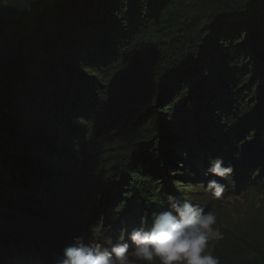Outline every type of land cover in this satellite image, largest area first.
Wrapping results in <instances>:
<instances>
[{"label":"trees","instance_id":"trees-1","mask_svg":"<svg viewBox=\"0 0 264 264\" xmlns=\"http://www.w3.org/2000/svg\"><path fill=\"white\" fill-rule=\"evenodd\" d=\"M213 179L264 195V0H0V264L110 248ZM214 227L219 264H264V211Z\"/></svg>","mask_w":264,"mask_h":264},{"label":"clouds","instance_id":"clouds-1","mask_svg":"<svg viewBox=\"0 0 264 264\" xmlns=\"http://www.w3.org/2000/svg\"><path fill=\"white\" fill-rule=\"evenodd\" d=\"M207 172L227 179L233 172L221 158L212 161ZM207 191L217 200L223 198L225 185L210 180ZM170 210L158 214L151 227L134 228L121 242L105 248L82 242L66 245L53 254L54 264H219L207 251L209 241L223 238L215 215L189 200L169 198Z\"/></svg>","mask_w":264,"mask_h":264},{"label":"rangeland","instance_id":"rangeland-1","mask_svg":"<svg viewBox=\"0 0 264 264\" xmlns=\"http://www.w3.org/2000/svg\"><path fill=\"white\" fill-rule=\"evenodd\" d=\"M194 203L202 206V208L208 212H212L216 217V224L219 221L223 223L236 224L242 219L249 217H260L264 211V195L258 196L249 194L247 196L232 195L226 197L224 200L214 199L213 204L211 200L203 199L201 196ZM218 218V219H217ZM158 264L159 261L157 260Z\"/></svg>","mask_w":264,"mask_h":264},{"label":"water","instance_id":"water-1","mask_svg":"<svg viewBox=\"0 0 264 264\" xmlns=\"http://www.w3.org/2000/svg\"><path fill=\"white\" fill-rule=\"evenodd\" d=\"M69 2H71V1H69ZM69 2H67V3H69Z\"/></svg>","mask_w":264,"mask_h":264}]
</instances>
